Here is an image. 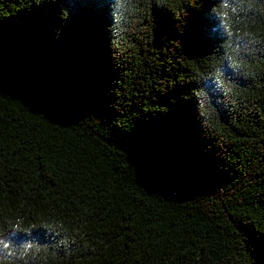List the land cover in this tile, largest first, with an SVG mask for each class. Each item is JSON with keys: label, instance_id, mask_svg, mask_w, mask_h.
<instances>
[{"label": "trees", "instance_id": "16d2710c", "mask_svg": "<svg viewBox=\"0 0 264 264\" xmlns=\"http://www.w3.org/2000/svg\"><path fill=\"white\" fill-rule=\"evenodd\" d=\"M0 264H264V0H0Z\"/></svg>", "mask_w": 264, "mask_h": 264}]
</instances>
